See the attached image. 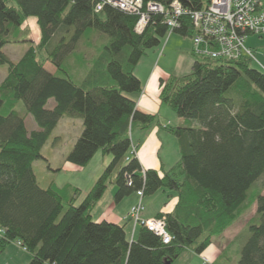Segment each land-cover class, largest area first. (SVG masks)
I'll return each instance as SVG.
<instances>
[{"label": "trees", "instance_id": "1", "mask_svg": "<svg viewBox=\"0 0 264 264\" xmlns=\"http://www.w3.org/2000/svg\"><path fill=\"white\" fill-rule=\"evenodd\" d=\"M141 1L144 11L148 4L170 9L178 1L187 15L174 33L191 38L192 13L212 2ZM30 17L37 18L38 42L22 29ZM139 19L104 0H0V65L8 66L0 84V255L20 242L33 256L29 264H174L186 249L202 255L257 204L260 222L249 221L250 236L236 264H264V194L249 192L264 174V71L246 57L194 55L190 74L162 79L161 100L186 121L166 126L181 157L168 170L143 169L131 135L157 117L137 108L133 95L143 85L135 70L169 28L162 13L151 12L139 33ZM21 42L31 45L15 62L4 49ZM231 88L236 98L225 96ZM51 99L55 106L49 109ZM21 101L38 129L28 130L17 111ZM65 116L84 122L68 162L83 168L100 151L112 156L79 205L80 189H44L33 169ZM110 184L117 187L116 202L162 189L176 199L171 213L157 215L171 242L143 226L130 241L126 225L95 222L93 212Z\"/></svg>", "mask_w": 264, "mask_h": 264}, {"label": "rangeland", "instance_id": "2", "mask_svg": "<svg viewBox=\"0 0 264 264\" xmlns=\"http://www.w3.org/2000/svg\"><path fill=\"white\" fill-rule=\"evenodd\" d=\"M22 29L27 30V38H31L36 42L40 40V29L36 17L26 19L23 23ZM30 45V42L8 44L4 51L13 61L17 62L29 49ZM246 45L255 51L256 57L264 66V34L249 35L246 40ZM191 53H193V41L191 37H184L176 33L170 34L169 32L159 47L148 51L147 56L142 59L135 72L142 75V71H144L153 60L156 66L159 63L162 68L172 72L175 69L176 64H178V55H181V57L184 56L191 58ZM46 68L49 71L55 70L51 63H47ZM186 68L187 65H184L183 70ZM7 73L8 66L0 65V84ZM225 96L236 98L232 88L225 94ZM54 106L55 101L51 99L47 107L52 109ZM165 107H167V109L174 114H172L171 118L164 117V120H171L172 126L174 127L184 126L181 122L179 123V118H177L178 116L167 104H165ZM17 111L25 118L29 131L38 129L33 117L27 114L26 106L23 101L18 103ZM83 130L84 122L82 118L69 116L63 117L53 131L51 138L43 147L42 158L38 159L33 164L35 175L42 188L46 189L51 186L63 188L69 186L72 189H80L82 194L76 202L77 205L82 202L83 198L91 190L112 160L111 155L104 154L100 151L95 155L93 160L83 168L67 161L68 155L73 150L75 143L82 135ZM177 141V137L174 136L172 141L165 143L164 148V152L169 154L170 159L167 158V160H172L173 163L178 161L181 157L180 156L178 157L179 159H177L173 156L175 151L178 149L180 150L179 143ZM174 148L176 150H174ZM170 166L171 165H168V168H170ZM263 184L264 174L253 183L249 190L250 194L257 195L260 192L261 194H264ZM70 191L72 194L73 191ZM116 192L117 187L114 184H110L105 196L99 201L95 212L93 213V220L95 222H101L103 220L121 222V220H124L121 219V217L127 218L129 212L131 211V202L135 199V194L126 197L121 202H116ZM146 199H148L149 202L151 201L150 210L152 213L155 212V210H158L160 205L165 204L169 200L163 189L155 195L146 196ZM148 212L149 210L144 211L143 213L145 214ZM252 219V224H258L260 222V216L257 213V204H255L252 210L246 213V215H244V217H242L232 228V230L237 229L240 232V235L232 242L230 250L223 259L227 262V264H235L240 259L241 249L250 236L248 223ZM127 223H129V227L127 228L128 238L131 239V227L133 226V222L129 221ZM2 235L3 234L0 233V238ZM220 239L221 238H216L215 244L212 246L215 251L221 250L223 246V240ZM24 248L25 247L20 242L9 243L5 251L0 255V264H29L33 256L30 252L24 250ZM229 260H231L232 263H230Z\"/></svg>", "mask_w": 264, "mask_h": 264}, {"label": "built area", "instance_id": "3", "mask_svg": "<svg viewBox=\"0 0 264 264\" xmlns=\"http://www.w3.org/2000/svg\"><path fill=\"white\" fill-rule=\"evenodd\" d=\"M115 8L140 15L137 31L142 33L150 20L151 12H159L165 16V22L170 34L179 27L180 19L186 10L178 1L170 9L162 5L148 4L147 11L143 10L141 0H104ZM104 4H99L100 11ZM194 27L193 54L211 59H240L249 58L255 66L264 71V66L255 55V51L246 45L251 34H264V0H212L207 9L192 13ZM142 196V193H139ZM141 202L133 208L131 218L136 225L146 227L160 236L168 244L172 236L167 231L164 219L142 217ZM0 233L4 231L0 229ZM22 244V243H21ZM24 250L27 251L26 248ZM205 263L208 259L204 258Z\"/></svg>", "mask_w": 264, "mask_h": 264}, {"label": "crops", "instance_id": "4", "mask_svg": "<svg viewBox=\"0 0 264 264\" xmlns=\"http://www.w3.org/2000/svg\"><path fill=\"white\" fill-rule=\"evenodd\" d=\"M191 56L192 57L190 58L184 56L181 57V55H178L177 57L178 64H176V67L172 72L162 68L159 65V63L156 66L154 64V60L149 64V66L144 71H142V75L137 74L135 72L143 85L142 92L133 95V98L137 102V108L143 113L156 115L157 117V121L154 122L149 128L142 129L141 127H137L134 129L131 135V139L133 143L132 152L133 151L135 152L134 156L138 158L143 169L168 170L169 169L168 165H171L170 166L171 168L178 162L176 161L175 163H173L172 160L171 161L167 160V158H169V154L164 152L165 143L172 141V138H174V136L170 134L166 129V126L169 127L172 126L171 120L165 121L164 117L171 118L172 114L174 113H172L169 109H167V107H165V103L160 98V83L162 79H168L171 76L180 77L190 74L194 62L193 53H191ZM141 61L139 62V64L141 63ZM184 65L185 66L187 65L186 68L187 70L186 69L183 70ZM178 121L179 123L181 122L183 125L186 124V121L181 118H179ZM175 148L174 150H176ZM173 156L179 159L178 157L181 156L180 150L178 149L177 151H175L173 153ZM134 198L135 199L133 200V202H131L132 207L130 208L131 211L129 212L127 218L121 217V219H124L123 221L121 220V222H116V221L112 222L115 224L126 225V231L127 228L129 227L128 226L129 223L127 222L129 221L133 222V226L131 227L130 241H132L133 238L138 235V232L140 230V226H136L130 216L133 208L136 207L140 202H142L144 211L149 210L148 213L145 214L142 213V217L144 219L156 218L157 215L160 213H171L176 205V199L172 198L169 199L165 204L160 205L158 207V210H155V212L152 213L150 210L151 201L149 202L148 199H146V197L141 196L139 193L135 194ZM234 226L235 225L229 228L223 234V236L220 237L221 238L220 240H223V246L221 250L215 251V249H213L212 246H214L216 241V239H214L212 245L202 255L197 254L191 249H186L181 254V256L174 262V264H227V262H225L223 259L225 258L227 252L230 250L232 242L235 241L240 235V232L237 229L232 230ZM204 258L208 259V263H205ZM229 262L232 263L231 260H229Z\"/></svg>", "mask_w": 264, "mask_h": 264}, {"label": "water", "instance_id": "5", "mask_svg": "<svg viewBox=\"0 0 264 264\" xmlns=\"http://www.w3.org/2000/svg\"><path fill=\"white\" fill-rule=\"evenodd\" d=\"M168 264H170V263H168Z\"/></svg>", "mask_w": 264, "mask_h": 264}]
</instances>
